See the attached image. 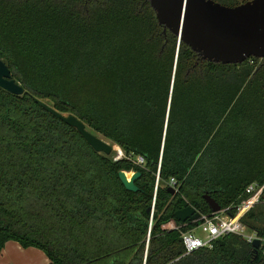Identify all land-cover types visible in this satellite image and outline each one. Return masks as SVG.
<instances>
[{
    "label": "trees",
    "instance_id": "16d2710c",
    "mask_svg": "<svg viewBox=\"0 0 264 264\" xmlns=\"http://www.w3.org/2000/svg\"><path fill=\"white\" fill-rule=\"evenodd\" d=\"M0 59L24 88H0V249L16 241L48 264H264L263 195L242 217L257 249L230 233L184 254L185 227H167L186 206L208 214L205 196L232 207L264 182L263 60L201 59L148 0H0ZM120 170L140 172L137 190Z\"/></svg>",
    "mask_w": 264,
    "mask_h": 264
},
{
    "label": "water",
    "instance_id": "95a60500",
    "mask_svg": "<svg viewBox=\"0 0 264 264\" xmlns=\"http://www.w3.org/2000/svg\"><path fill=\"white\" fill-rule=\"evenodd\" d=\"M155 12L157 22L176 35L201 59L223 64L242 63L250 57L264 61V0H246L229 6L215 0H148ZM0 88L21 95L24 88L12 76L9 67L0 59ZM34 100L54 116L73 126L86 142L97 152L110 154L112 146L86 128L83 121L73 114H62L44 101ZM139 171L127 177L120 170L118 177L124 187L135 191V179ZM171 192L174 189L170 187ZM264 197V194H263ZM210 212L220 210V205L211 197L205 196ZM199 212L186 206L174 212L180 222L191 221L199 217ZM260 240L255 238L251 245L257 249Z\"/></svg>",
    "mask_w": 264,
    "mask_h": 264
},
{
    "label": "built area",
    "instance_id": "2783aa9c",
    "mask_svg": "<svg viewBox=\"0 0 264 264\" xmlns=\"http://www.w3.org/2000/svg\"><path fill=\"white\" fill-rule=\"evenodd\" d=\"M121 157H123V152L119 148L113 158L116 160ZM134 161L136 164L144 163V159L141 156H136ZM168 186L176 189V183L173 178L169 179ZM263 194L264 182H252L245 187V197L239 204L222 208L216 212H209L208 214L199 212V217L194 220L181 222L180 225L169 222L167 227L170 229H182L185 227V230L181 232L184 254H188L201 247H209L214 240L230 233L241 235L251 243L253 239L258 237L255 232L247 231L245 225L242 223V217L251 207L260 201ZM197 230L199 234L196 233Z\"/></svg>",
    "mask_w": 264,
    "mask_h": 264
},
{
    "label": "crops",
    "instance_id": "0c3cea01",
    "mask_svg": "<svg viewBox=\"0 0 264 264\" xmlns=\"http://www.w3.org/2000/svg\"><path fill=\"white\" fill-rule=\"evenodd\" d=\"M45 254L34 247L23 248L16 241H7L0 249V264H48Z\"/></svg>",
    "mask_w": 264,
    "mask_h": 264
},
{
    "label": "rangeland",
    "instance_id": "374dc122",
    "mask_svg": "<svg viewBox=\"0 0 264 264\" xmlns=\"http://www.w3.org/2000/svg\"><path fill=\"white\" fill-rule=\"evenodd\" d=\"M90 131V130H89ZM96 135H98L99 137H101L103 140H105L106 142H108L111 146H112V152L110 153V155H112V157H114L117 154V150L119 149V147L117 145H115L114 143H112L110 140L104 138L101 134L99 133H95ZM127 177H129L132 172L131 171H125ZM196 233L199 234V231L197 230Z\"/></svg>",
    "mask_w": 264,
    "mask_h": 264
}]
</instances>
